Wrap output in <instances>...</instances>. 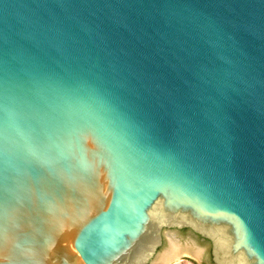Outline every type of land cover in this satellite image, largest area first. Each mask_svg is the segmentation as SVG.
I'll list each match as a JSON object with an SVG mask.
<instances>
[{
  "label": "water",
  "instance_id": "1",
  "mask_svg": "<svg viewBox=\"0 0 264 264\" xmlns=\"http://www.w3.org/2000/svg\"><path fill=\"white\" fill-rule=\"evenodd\" d=\"M264 264V0H0V264Z\"/></svg>",
  "mask_w": 264,
  "mask_h": 264
},
{
  "label": "rangeland",
  "instance_id": "2",
  "mask_svg": "<svg viewBox=\"0 0 264 264\" xmlns=\"http://www.w3.org/2000/svg\"><path fill=\"white\" fill-rule=\"evenodd\" d=\"M173 264H197V262L191 260V259H187V258H182L176 262H174Z\"/></svg>",
  "mask_w": 264,
  "mask_h": 264
}]
</instances>
